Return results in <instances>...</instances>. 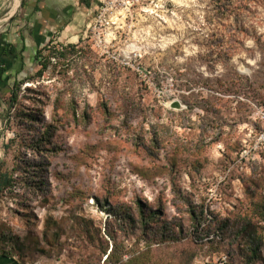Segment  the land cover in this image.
Returning a JSON list of instances; mask_svg holds the SVG:
<instances>
[{
    "label": "rangeland",
    "instance_id": "1",
    "mask_svg": "<svg viewBox=\"0 0 264 264\" xmlns=\"http://www.w3.org/2000/svg\"><path fill=\"white\" fill-rule=\"evenodd\" d=\"M16 2L0 38L32 18ZM64 14L15 104L0 80V264H264V84L241 86L264 83V0Z\"/></svg>",
    "mask_w": 264,
    "mask_h": 264
},
{
    "label": "crops",
    "instance_id": "2",
    "mask_svg": "<svg viewBox=\"0 0 264 264\" xmlns=\"http://www.w3.org/2000/svg\"><path fill=\"white\" fill-rule=\"evenodd\" d=\"M59 2L61 8H63L62 10L58 8L59 5L55 0H31L32 18H25L19 23H13L8 32L0 38V63L7 66V63L3 60V57L7 56L10 61L15 60L12 67L7 66L9 71L6 73V77L9 85L13 83L16 76H25L34 66L36 51L33 50V47L38 45L39 38L44 37L45 29L53 28L52 23H54V20H61L66 9L68 12L71 6L78 4L80 0L76 2L61 0ZM3 47H11L14 52L6 54L3 52Z\"/></svg>",
    "mask_w": 264,
    "mask_h": 264
},
{
    "label": "trees",
    "instance_id": "3",
    "mask_svg": "<svg viewBox=\"0 0 264 264\" xmlns=\"http://www.w3.org/2000/svg\"><path fill=\"white\" fill-rule=\"evenodd\" d=\"M94 1L97 2L98 0H80V3L87 8H90ZM245 1H246V5L248 6L251 2H257L259 0H245ZM247 36H251L250 33H247ZM254 38L256 39V36ZM257 44H258L259 50L261 51V54H263L262 60L260 62V66L264 68V47H263V45H261L259 38L257 39ZM3 48H4L3 52H5L6 54L14 52L11 47L10 48L3 47ZM41 52H42V50L38 49L37 52L35 53L34 59L36 61H39L41 59ZM49 62H50L49 59L42 61V63H40L41 69H39L37 71L36 75L41 76L43 74V72L47 69ZM8 71H9L8 67L4 66L0 63V79L1 80L7 79L6 73ZM257 73L258 74L255 75V76H257V78L242 77V80H243V82L241 84L242 90L248 88L249 90L256 91L261 86H263L264 83L263 82L260 83V80H262V79L259 76L260 75L259 70L257 71ZM28 78H30V77L24 78V76H22V77L16 76L13 79V83L11 84V87H12V89H11V105L15 104L17 99H18L21 83L24 81H27ZM231 86H233V84ZM234 86L237 87L238 85L235 84ZM11 186H12V178L6 172L1 171V169H0V191L11 188ZM0 257H9V256L6 252H2V253H0Z\"/></svg>",
    "mask_w": 264,
    "mask_h": 264
},
{
    "label": "built area",
    "instance_id": "4",
    "mask_svg": "<svg viewBox=\"0 0 264 264\" xmlns=\"http://www.w3.org/2000/svg\"><path fill=\"white\" fill-rule=\"evenodd\" d=\"M213 238L214 237H217L219 238V235L218 234H214L212 236ZM198 264H228V258L226 256H223L221 258H219L218 260L216 261H210V258H205L203 261H198Z\"/></svg>",
    "mask_w": 264,
    "mask_h": 264
},
{
    "label": "bare ground",
    "instance_id": "5",
    "mask_svg": "<svg viewBox=\"0 0 264 264\" xmlns=\"http://www.w3.org/2000/svg\"><path fill=\"white\" fill-rule=\"evenodd\" d=\"M16 1H17V2H16V6H18V5H19L18 3L20 2V0H16ZM14 3H15V2H14Z\"/></svg>",
    "mask_w": 264,
    "mask_h": 264
}]
</instances>
